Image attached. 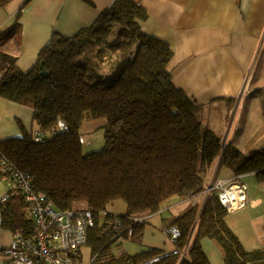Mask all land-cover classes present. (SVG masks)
Segmentation results:
<instances>
[{
  "label": "trees",
  "instance_id": "16d2710c",
  "mask_svg": "<svg viewBox=\"0 0 264 264\" xmlns=\"http://www.w3.org/2000/svg\"><path fill=\"white\" fill-rule=\"evenodd\" d=\"M9 1L0 0V6ZM145 16L134 0H114L94 24L75 35L54 32L25 72L16 57L0 51V96L29 105L37 130L49 132L43 142H35L23 128L20 137L0 141V152L33 179L55 208L78 209L74 204L83 202L79 209L94 214L85 243L93 251L89 264H210L203 237L219 245L224 264H264V246L244 249L226 224L229 213L216 192L208 193L200 212L193 203L166 226L180 233L171 240V252L110 250L113 243L141 241L150 218L133 224V217L156 214L172 197L202 193L206 172L219 156L234 173L254 172L264 180V147L241 152L224 143L223 131L211 122L215 112L223 107L227 112L234 100L200 104L176 88L168 68L173 52L142 31L139 21ZM18 28L14 24L0 31V46ZM41 63L46 77L40 74ZM99 118L105 120L104 145L84 153L82 123ZM58 120L66 130L57 128ZM2 177L0 173V181ZM119 199L127 210L113 213L109 207ZM21 204L25 209L20 210ZM102 211L107 215L101 217ZM27 212L22 195L12 191L2 226L30 232L31 220L28 215L23 219ZM116 218L118 230L111 227Z\"/></svg>",
  "mask_w": 264,
  "mask_h": 264
},
{
  "label": "crops",
  "instance_id": "0c3cea01",
  "mask_svg": "<svg viewBox=\"0 0 264 264\" xmlns=\"http://www.w3.org/2000/svg\"><path fill=\"white\" fill-rule=\"evenodd\" d=\"M113 1L10 0L0 6V31L14 24L19 28L0 46V51L16 57V65L24 72L28 71L54 32L75 35L94 24ZM134 1L146 11L145 18L139 21L142 31L166 42L173 52L168 66L173 85L200 104L222 99L238 101L239 107L243 104L246 127L236 130L232 141L242 142L244 146L245 140L250 142L259 135L248 150L264 147V124H259L264 121V0ZM223 113H227L224 107L221 113L213 114L211 122L214 126L223 127ZM104 124L102 118L88 119L82 123V128L87 130ZM23 128L31 133L38 129L32 108L0 96V141L20 137ZM225 142H228L227 137H224ZM234 177H239L248 186L246 205L229 212L226 224L245 250L258 249L264 246V180L254 172L234 173L222 164L219 156L206 172L204 185L207 187L218 180L228 181ZM5 186L2 177L0 192ZM207 195L202 192L190 199L172 197L165 201L162 210L145 224L135 252L146 247L171 252L174 246L166 234V226L193 203L199 204L200 212ZM15 232L0 226V264H10L4 250ZM215 252L217 264H224L216 247ZM208 258L215 264L211 257Z\"/></svg>",
  "mask_w": 264,
  "mask_h": 264
},
{
  "label": "built area",
  "instance_id": "2783aa9c",
  "mask_svg": "<svg viewBox=\"0 0 264 264\" xmlns=\"http://www.w3.org/2000/svg\"><path fill=\"white\" fill-rule=\"evenodd\" d=\"M57 128L66 130L62 120H58ZM35 142H43L45 133L37 130L32 133ZM82 142V138H81ZM0 173L5 180V188L0 194V226L3 210L9 200L12 189L18 190L28 207L27 215L33 229L27 232L18 229L11 243L5 248V256L10 264H74V255L78 248L85 244L89 231L95 225L94 214L87 209L61 210L55 208L50 199L39 191L32 178L18 169L4 154L0 152ZM248 186L239 177L231 180H218L209 185L205 194L216 192L217 198L227 212H234L246 205ZM99 215L106 216L102 211ZM153 215L145 214L133 217V224H140ZM119 218L111 227L118 230ZM170 240L179 237L175 226L166 229ZM130 235V233H129Z\"/></svg>",
  "mask_w": 264,
  "mask_h": 264
},
{
  "label": "rangeland",
  "instance_id": "374dc122",
  "mask_svg": "<svg viewBox=\"0 0 264 264\" xmlns=\"http://www.w3.org/2000/svg\"><path fill=\"white\" fill-rule=\"evenodd\" d=\"M238 105H239L238 101L233 102L232 106L230 105L228 107L227 113L226 114L223 113L221 115L223 127H221L220 129L223 131L224 137L225 138L227 137L228 143H230L232 147L236 148L237 150H240L241 152H244V151L248 150L252 146V144L259 139V135L255 136L256 138L254 137L255 139L250 141V142L245 140L244 146H242V144H241L242 142L237 141V142H239V144H237V143H234V141H232L233 137L236 134V130L244 129L246 127V124H244V113L242 111V105L243 104H241L240 107ZM85 121H87V120H85ZM261 122H263V124H264V121H260L259 124ZM251 127H253V125H251L250 128ZM80 132H81V138H82L84 153L95 151V150H98V149L103 147V145H104V125H100V126L96 125L92 129L88 128L87 130H85L81 126ZM243 132L246 135L247 131L244 130ZM48 136H49V132H45V137L47 138ZM245 144L247 146H245ZM207 187L205 188L203 193H205ZM2 192H0V194ZM173 199H176V197H173ZM73 207L78 208V209L84 208L85 204L83 202H76ZM23 209H25V206L23 204H21L20 210H23ZM109 209L113 213L118 214V213L126 212L127 207H126L125 202L123 200L119 199V200H116L109 207ZM26 218H27V214H25L23 216V219H26ZM207 242H210V243L212 242L213 245H208ZM200 243H201V246H202L205 254L207 253L208 256L211 257L210 259H213L214 263L217 264L218 261H217V255L215 252V247L220 252V254L222 253L219 245L214 240L207 238V237L206 238L203 237L201 239ZM138 244H140V242L137 243V242H131V241H124L120 245L113 243L110 247V250H112L114 253H121V252L135 253ZM172 245H174V244L172 243ZM207 254H206V256H207ZM208 256H207V258H208ZM92 258H93L92 248L90 247V245L85 244V245L80 247L79 251L74 256V263L75 264H89V262L92 260ZM208 260H209V258H208ZM209 262H210V260H209Z\"/></svg>",
  "mask_w": 264,
  "mask_h": 264
},
{
  "label": "water",
  "instance_id": "95a60500",
  "mask_svg": "<svg viewBox=\"0 0 264 264\" xmlns=\"http://www.w3.org/2000/svg\"><path fill=\"white\" fill-rule=\"evenodd\" d=\"M40 69H41V71H40V74L42 75V76H47V72L43 69V63H41L40 64Z\"/></svg>",
  "mask_w": 264,
  "mask_h": 264
}]
</instances>
